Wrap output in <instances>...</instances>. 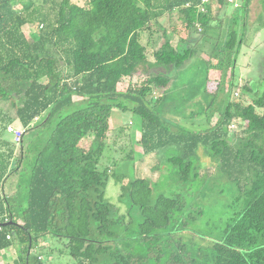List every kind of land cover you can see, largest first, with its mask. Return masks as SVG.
<instances>
[{"label": "trees", "instance_id": "1", "mask_svg": "<svg viewBox=\"0 0 264 264\" xmlns=\"http://www.w3.org/2000/svg\"><path fill=\"white\" fill-rule=\"evenodd\" d=\"M252 1L0 0V100H11L15 109L5 112V129L18 120L25 130L19 143L9 131L12 146L0 152V255L17 252L5 264H48L43 256L55 251L68 254L72 264H264V86L242 87L241 96L251 92V102L233 91ZM259 2L258 30L264 28ZM173 13L186 33L178 45L160 22ZM197 55L203 80L170 90L174 72ZM144 64L169 71L120 89ZM213 70L220 72L214 91ZM114 110L141 118L143 153L170 164L180 182L191 185L202 175L203 151L236 184L235 199L244 205L221 239L185 241L180 231L203 209L187 210L181 193L154 197L151 178L129 177L123 167L135 162L136 152L132 142L129 150L115 147L119 135L111 141ZM216 113L217 121L208 124ZM200 117L206 123L200 129L182 124ZM234 119L241 136L230 133ZM19 173L26 184L13 183L5 192V181ZM124 178L119 201L127 208L120 213L107 187ZM59 240H65L61 249L44 250L47 241Z\"/></svg>", "mask_w": 264, "mask_h": 264}, {"label": "rangeland", "instance_id": "2", "mask_svg": "<svg viewBox=\"0 0 264 264\" xmlns=\"http://www.w3.org/2000/svg\"><path fill=\"white\" fill-rule=\"evenodd\" d=\"M80 4H84L86 0H74ZM229 12L233 10L230 6ZM261 4L259 0H253L248 22V29L245 35L244 44L240 49L237 57L235 69H234V88L235 96L242 97L241 99L246 102H251V92H246L243 96L242 87L247 84L248 87H253L254 89H262L264 86V28L258 30L257 23L255 22L258 14L261 12ZM164 28L167 29L173 43L178 45L181 43V37H185L186 33L184 30L179 32L182 28V21L178 14L173 13L171 16H165L160 21ZM177 27V31H173V27ZM33 26L26 25L24 27L25 33L30 37L31 30ZM162 33V32H161ZM199 34L197 33L193 37L195 41ZM152 48L148 49V58L151 63L154 62L152 56ZM203 58H207L206 52L201 55ZM201 56L194 57L189 63L187 62L181 69L174 72L177 77H174L170 90L181 88L182 83L187 82L189 79L195 80L197 84L201 82L204 78L203 61ZM214 64V61H212ZM162 66H150L148 64L141 65L137 68L136 72L131 78H127L119 84L120 89H125L129 82L140 84L143 82L149 74L151 73H165L168 72ZM170 72L169 74H173ZM219 71H212L211 79L212 83L210 85L211 90L214 91L216 88V79L219 78ZM196 84V85H197ZM178 91V90H177ZM163 88H158V96L162 94ZM238 92H240L239 95ZM253 94V93H252ZM19 96L15 95V99L18 100ZM18 103H20L18 101ZM0 152L4 151L6 148H11L13 135L5 129L6 120L8 116L5 112H10L15 114L14 105L11 100H0ZM219 117V113H216L211 121L208 123L210 125L214 124ZM201 118V117H200ZM202 119V118H201ZM196 119L194 121H183L182 124L188 126L192 129H200L206 124L204 119ZM129 122H132L129 124ZM239 119H234L230 126V133L233 137L236 135L241 136L243 127L238 124ZM111 123L114 126V131L112 132L111 141L116 135L121 136L120 140L117 141L115 147L120 145H127V150L130 149V144L132 142V147L135 149V162L131 161L126 166L121 164L119 170L126 168L128 170L129 177L134 176H145L151 178L154 184V197L158 194H164L166 196H171L176 193H181L186 197L187 200V210L202 208L204 213L193 222L189 228L184 231H180L183 239L189 243L196 245H207L212 240H219L223 234V229L226 226L229 218L233 217L234 214L243 208V201L240 199L236 201V197L239 195L238 187L236 184L227 176H224L221 172L220 166L214 159L207 155L205 152H200L199 159V169L202 175L190 184H184L178 180V176L175 173V169L170 166V164L163 163L160 157L155 153L144 154L139 139L142 132V121L141 118L131 112L130 110L118 111L114 110L111 118ZM12 125L18 127V120L12 121ZM125 125L126 130L120 132V126ZM206 126V125H205ZM120 132V133H119ZM14 142H16L14 140ZM89 142V141H86ZM17 143V142H16ZM15 151H19L20 146L16 145ZM120 151V150H118ZM125 153H122L123 156ZM161 162V163H160ZM159 165H161L159 169ZM26 175L19 173L18 175H11L4 183L5 192L10 191L13 183L18 182L20 186H24L26 183ZM128 182V178L121 180V183H117L116 180H110L107 187V197L113 202L118 208L120 213H126V205L119 201V195L121 193V184ZM24 192L22 191V195ZM65 240L52 241L44 245V250H49L50 247H57L61 249L64 245ZM49 247V248H48ZM48 264H72L68 254H59L57 251L43 256ZM70 260V261H69ZM2 259H0V264ZM11 263V262H10Z\"/></svg>", "mask_w": 264, "mask_h": 264}, {"label": "built area", "instance_id": "3", "mask_svg": "<svg viewBox=\"0 0 264 264\" xmlns=\"http://www.w3.org/2000/svg\"><path fill=\"white\" fill-rule=\"evenodd\" d=\"M209 0H202V3L205 4ZM229 3H232L234 6L240 5V0H227ZM201 10H204V6H202ZM8 130L14 135V139L17 143L21 142L23 134L25 130L21 127H15L14 125H10Z\"/></svg>", "mask_w": 264, "mask_h": 264}, {"label": "crops", "instance_id": "4", "mask_svg": "<svg viewBox=\"0 0 264 264\" xmlns=\"http://www.w3.org/2000/svg\"><path fill=\"white\" fill-rule=\"evenodd\" d=\"M19 121H18V127L19 125ZM16 250L14 248H9L6 251H3L0 255V259H2V263L1 264H5L7 262H11L13 263V261L16 259Z\"/></svg>", "mask_w": 264, "mask_h": 264}]
</instances>
